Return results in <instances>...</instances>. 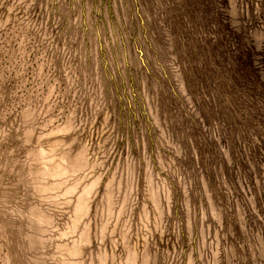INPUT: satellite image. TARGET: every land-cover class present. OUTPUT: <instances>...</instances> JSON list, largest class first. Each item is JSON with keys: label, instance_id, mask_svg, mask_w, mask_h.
<instances>
[{"label": "rangeland", "instance_id": "1", "mask_svg": "<svg viewBox=\"0 0 264 264\" xmlns=\"http://www.w3.org/2000/svg\"><path fill=\"white\" fill-rule=\"evenodd\" d=\"M0 264H264V0H0Z\"/></svg>", "mask_w": 264, "mask_h": 264}]
</instances>
